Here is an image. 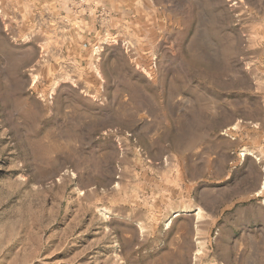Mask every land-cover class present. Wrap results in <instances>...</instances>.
Segmentation results:
<instances>
[{
    "label": "rangeland",
    "instance_id": "1",
    "mask_svg": "<svg viewBox=\"0 0 264 264\" xmlns=\"http://www.w3.org/2000/svg\"><path fill=\"white\" fill-rule=\"evenodd\" d=\"M263 173L264 0H0V264H264Z\"/></svg>",
    "mask_w": 264,
    "mask_h": 264
},
{
    "label": "bare ground",
    "instance_id": "2",
    "mask_svg": "<svg viewBox=\"0 0 264 264\" xmlns=\"http://www.w3.org/2000/svg\"><path fill=\"white\" fill-rule=\"evenodd\" d=\"M36 80H37V75H34L32 81H36Z\"/></svg>",
    "mask_w": 264,
    "mask_h": 264
},
{
    "label": "water",
    "instance_id": "3",
    "mask_svg": "<svg viewBox=\"0 0 264 264\" xmlns=\"http://www.w3.org/2000/svg\"><path fill=\"white\" fill-rule=\"evenodd\" d=\"M263 175H264V173H263ZM264 178V177H263ZM262 189V183H261V185H260V189L259 190H261Z\"/></svg>",
    "mask_w": 264,
    "mask_h": 264
}]
</instances>
